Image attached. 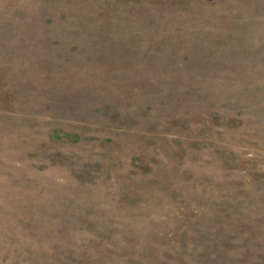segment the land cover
I'll return each mask as SVG.
<instances>
[{
	"label": "rangeland",
	"instance_id": "1",
	"mask_svg": "<svg viewBox=\"0 0 264 264\" xmlns=\"http://www.w3.org/2000/svg\"><path fill=\"white\" fill-rule=\"evenodd\" d=\"M0 264H264V0H0Z\"/></svg>",
	"mask_w": 264,
	"mask_h": 264
}]
</instances>
